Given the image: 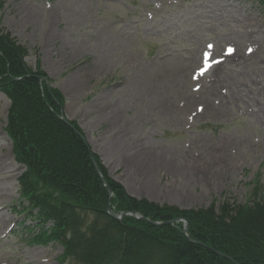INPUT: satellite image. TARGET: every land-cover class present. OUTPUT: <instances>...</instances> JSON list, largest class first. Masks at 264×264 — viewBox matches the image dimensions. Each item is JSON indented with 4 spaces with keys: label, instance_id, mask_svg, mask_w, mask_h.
Instances as JSON below:
<instances>
[{
    "label": "rangeland",
    "instance_id": "obj_1",
    "mask_svg": "<svg viewBox=\"0 0 264 264\" xmlns=\"http://www.w3.org/2000/svg\"><path fill=\"white\" fill-rule=\"evenodd\" d=\"M0 3V28L28 50L27 67L39 68L63 96L59 118L76 123L89 151L128 196L180 210L245 204L255 179L264 196V115L255 107L264 102L258 0ZM240 39L245 46L235 45ZM250 44L262 48L258 57L236 66L228 55L234 48L246 54ZM211 62L221 64L219 82L198 95L205 90L198 79ZM182 91L192 97L186 100ZM9 105L0 93V264H60L61 245L29 241L38 229L32 231L36 222L20 196L25 169L5 131ZM141 151L146 165L155 166L151 172L133 159Z\"/></svg>",
    "mask_w": 264,
    "mask_h": 264
},
{
    "label": "trees",
    "instance_id": "obj_2",
    "mask_svg": "<svg viewBox=\"0 0 264 264\" xmlns=\"http://www.w3.org/2000/svg\"><path fill=\"white\" fill-rule=\"evenodd\" d=\"M27 56L0 28V93L10 104L5 131L25 169L18 184L38 229L35 244L61 245L60 264H233L213 251L237 264H264V196L257 179L245 204L180 210L131 198L89 151L76 123L59 118L63 96L38 81L46 76L27 67ZM108 205L116 215L134 212L144 220L129 215L116 220ZM171 221L178 222L166 224Z\"/></svg>",
    "mask_w": 264,
    "mask_h": 264
},
{
    "label": "bare ground",
    "instance_id": "obj_3",
    "mask_svg": "<svg viewBox=\"0 0 264 264\" xmlns=\"http://www.w3.org/2000/svg\"><path fill=\"white\" fill-rule=\"evenodd\" d=\"M242 39H240V42H237V43H235V45L236 46H238V47H241L242 45H244L245 43H247V42H244L245 40H242ZM248 40H250V39H248ZM253 42H255V41H253ZM256 44V43H255ZM245 46V45H244ZM261 50H262V48H260V47H255V46H253V44H250L246 49H245V51H246V54H244V52L241 54L240 52H238V50H235V48H234V51L233 52H231V54L230 55H228L229 57L230 56H232L231 58H234V62H235V65L236 66H241V65H244V66H247L248 65V63L251 61V59L252 60H254V59H256L258 56H257V53L258 52H261ZM206 54V53H205ZM219 62H217V64H218ZM260 63H264V61H262L261 59H260ZM220 63L218 64V65H216V64H213L212 62H211V64H210V66H209V70L207 71V72H204V75L202 76H200L199 77V79L198 80H201L202 82H203V86H202V88L204 87L205 88V90L204 91H200V92H198L197 94L198 95H201V92L202 93H205V92H210L212 89H214L215 88V86H214V84L215 83H218L219 82V77H218V72H219V67H220ZM210 76L211 77H214V80H211L210 82V84L209 83H207L206 84V82H207V79L208 78H210ZM239 84H241V85H244V82H241V83H239ZM239 87V86H238ZM73 91V90H72ZM69 93V92H68ZM184 92L182 91V92H179V94H183ZM193 93H190V92H188V93H185V94H183V96H185L186 97V100H189L192 96ZM233 97H234V99H236V97H237V95H236V93L235 94H233ZM239 99L240 100H242V96L240 95V97H239ZM238 99V100H239ZM239 100V101H240ZM174 101V98H172V102ZM205 101H207V100H205ZM185 102H187V101H185ZM231 102H233V99H232V96H231V99H227V103L228 104H230ZM163 103H166V105H167V111H168V104H167V102L164 100L163 101ZM249 106V108H252L250 105H248ZM164 107H165V104H164ZM210 107H213L211 104H209L208 103V105H207V108H210ZM255 107L258 109V111L259 112H261V115L263 116L264 115V102L263 101H259V103L257 104L256 103V105H255ZM204 109V108H203ZM202 109V112L204 111ZM107 114V113H106ZM125 131H126V129H125ZM108 150V149H107ZM142 152V151H141ZM137 156V157H136ZM145 154L142 152L141 153V155L139 154H135V157L133 158V159H135L136 158V161H137V164L138 165H140V169H141V171H145V170H147L148 172H151L152 170H153V167H155V166H152V165H150V166H148V165H146V162H144V161H146L145 160ZM173 159V158H172ZM158 161L157 162H159V163H161V164H164L165 165V163H162V162H165V160L164 159H157ZM135 161V162H136ZM169 161H172V160H170L169 159ZM4 163H3V159H2V157H0V167L3 165ZM164 165H162V166H164ZM161 165H159L158 167L160 168V167H162Z\"/></svg>",
    "mask_w": 264,
    "mask_h": 264
},
{
    "label": "water",
    "instance_id": "obj_4",
    "mask_svg": "<svg viewBox=\"0 0 264 264\" xmlns=\"http://www.w3.org/2000/svg\"><path fill=\"white\" fill-rule=\"evenodd\" d=\"M39 80H40V81H41V80H42V81H47L46 79H41V78H39ZM91 160H92V164L94 165V167H95L97 173L99 174L100 182L104 185V187L107 188V191H108L109 197H111V191L108 189L105 180L101 177V175H100V173H99V169H98V167H97V165H96V163H95L93 157H91ZM107 211H108V214H109L111 217H113V218H115V219H118V220H120V219L124 216V215L117 216V215L112 214V212L110 211V208H109V207H108ZM132 215H133V216H136V213H132ZM142 219H143V218H142ZM143 220H144V219H143ZM176 222H178V221H171V222H168V223H166V224H168V225H173V224L176 223ZM149 223H150L151 225H153V226H159V225H161V224L153 223V222H149ZM187 229H188V224L185 223V226H184V228H183L184 233H186ZM213 252L216 253V254L219 255V256H222V257L228 259V260L231 261L233 264H237L236 262H234V261L231 260L230 258H228V257H226V256H223L222 254H220V253H218V252H216V251H213Z\"/></svg>",
    "mask_w": 264,
    "mask_h": 264
},
{
    "label": "snow or ice",
    "instance_id": "obj_5",
    "mask_svg": "<svg viewBox=\"0 0 264 264\" xmlns=\"http://www.w3.org/2000/svg\"><path fill=\"white\" fill-rule=\"evenodd\" d=\"M209 47H211V46H209ZM228 51H229V53H230L232 50L229 49ZM209 55H210V53H206V54H205L206 59H207V57H208ZM201 74H202V73H201Z\"/></svg>",
    "mask_w": 264,
    "mask_h": 264
}]
</instances>
